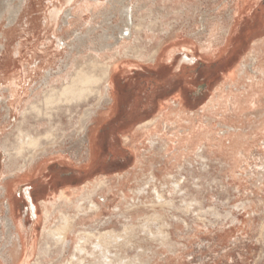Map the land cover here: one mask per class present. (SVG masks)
<instances>
[{
	"label": "rangeland",
	"instance_id": "374dc122",
	"mask_svg": "<svg viewBox=\"0 0 264 264\" xmlns=\"http://www.w3.org/2000/svg\"><path fill=\"white\" fill-rule=\"evenodd\" d=\"M128 21L133 33L129 44L144 57L116 56L112 84L116 97L110 106L107 103L108 110L82 124L79 118L90 107L84 99L71 112L64 109L75 101L57 99L30 109L35 97H43L45 88L40 86L47 72L59 87L92 53L107 62L120 48L117 37ZM263 69L264 0H0V187L15 181L11 213L28 230L22 233L24 246L32 240L35 245L25 264H67L73 254L79 257L77 264H96L85 259L87 254L97 256L90 246L74 253L79 233H122L125 224L139 233H126L124 239L130 237L126 249H110L123 264H264ZM128 78L130 91L123 92L120 86ZM233 93L237 100L250 95L242 109L232 104ZM95 100L90 101L93 108L98 105ZM100 106L96 110L106 105ZM58 107L64 109L57 111ZM180 112L187 118L178 122L179 135L192 127H209L210 138L221 136L224 145L230 146L236 133L247 140L242 138L237 152L224 151L231 155L204 150L203 162L191 156L187 164L181 159L177 168L167 163L179 151L174 141L154 138L151 147L148 137L136 129L162 114L165 120L157 133L173 135L171 122ZM50 122L55 128L48 134ZM19 127L28 128V140L19 135ZM36 129L42 134L36 135ZM135 134L137 142H130ZM28 170L32 175L26 174ZM150 172L158 178L155 185L145 184ZM166 172L175 175L177 194L164 179ZM107 187L112 192H106ZM142 188L144 196L136 193ZM25 189L31 193L36 217ZM155 189L169 205L154 204ZM64 197L70 200L66 207ZM89 200L107 202L91 214L94 218L68 226L71 247H54L51 240L49 250L39 256L46 239L44 206H51L48 211L54 217L60 212L74 216L78 202L91 213ZM6 202L0 195V264H23L26 251L20 260L10 256L17 253L18 243L13 229L5 227ZM57 220L53 218L47 228ZM143 224L153 231L162 225L165 238L152 241L146 229L141 232Z\"/></svg>",
	"mask_w": 264,
	"mask_h": 264
},
{
	"label": "bare ground",
	"instance_id": "6f19581e",
	"mask_svg": "<svg viewBox=\"0 0 264 264\" xmlns=\"http://www.w3.org/2000/svg\"><path fill=\"white\" fill-rule=\"evenodd\" d=\"M129 18H130V15H129ZM128 23H129L128 28H126L124 30H121L120 33H119V36L117 37V40L120 41V43H121L120 45H118V46H120V48L116 49V51H115L116 53L113 54L112 56H110L108 58V60L106 59L107 62H105V61L103 62V59L101 57L102 55L100 56L98 54L92 53L91 56H89V59L86 60L85 63L81 64L80 67H78L74 73H70L69 75H67L63 79L61 78L62 80L60 81L61 83H60L59 87H56V86H54L52 84V83L56 82L55 80H53L54 75L52 73H50V72H47L46 76H45V79H44L42 85L40 86V88H43V87L45 88V90L43 91V97L40 98V100H38L37 98H39V96H41V95L35 97V99L30 104V107H31L30 109L37 108L38 107L37 105L40 102H43V103L46 102L48 104L49 101H53V100L56 101V99H57V100H61V101H64V100L67 101L68 100V102H74L75 101L74 102L75 104L70 105V108H69V106L67 108H65V109L62 108V107L55 108L57 111L64 109L67 112H71L73 110V108H78V102L80 100L84 99L86 104L89 105L90 107L86 108L84 113L82 112L83 113L82 116L80 115L81 117L79 119H81V121H83L82 124L85 123L86 121L88 122L90 119L92 120L94 115H97L99 117V115L101 113H103L105 110H108L107 103H108V106H110L115 101V97H116L115 92L112 91V89H113L112 88L113 73H114L113 66H114V62L116 60H118V58H116V56L124 55V56L127 57V56H129V54L132 53V55H134V57H136L138 59H143V57H144V54H140L135 49L134 46L129 44V41H130L131 36H132L133 33H132V30H131L132 23L130 21H128ZM130 23H131V26H130ZM212 30H210V33H211ZM135 31L137 32V31H140V30H139V28H137V29H135ZM255 52H257V51L255 50ZM253 53H254V51H253ZM171 56H172V54H170L168 56V60H170ZM155 57H156V55L154 56V58L151 57L149 59V61L150 62L151 61L152 62L155 61L156 60ZM185 60L188 61V62L191 61V59H189L187 56H185ZM257 63H258V61H257ZM262 66H263V64H262ZM242 69H241V71H242L241 73L244 74L246 66L243 65ZM262 71H264V69ZM258 75L259 74H257V76ZM263 75H264V73H263ZM262 81H263V79H262ZM102 86L104 87L103 88V90H104L103 92L101 91V87ZM260 90L262 92L264 91V89H260ZM248 93H250V92H248ZM107 94H108V99H107ZM236 94H238V93H236ZM262 95H264V94H262ZM249 96L250 95L247 94L246 97H244V99L237 100L238 96H235L234 93H233L231 95L230 100H231L232 104H234L235 108L239 107L240 109H242L243 108L242 104H244L246 102L245 98H247ZM93 99H96L98 101V105L95 108L91 107L92 104L90 103V101H92ZM96 100H95V102H96ZM101 102L105 103L106 106H105V108H103L100 111H98L96 109L97 108L99 109L101 107L100 106ZM93 105H94V103H93ZM57 111H56V113H57ZM239 113H241L240 110H239ZM234 114H233V116H235ZM236 114H237V112H236ZM177 116H176L177 119H174L173 122H171L172 123L171 125H174V127H175L174 128L175 129V133L173 135H170V136L165 135V137H160V135L158 133H156L154 135L153 134H147V133H151V131H158L160 129L159 127L162 125L161 122H163V120H165V117L162 114L157 119L149 120V121H146V122L138 125L139 126V128H138L139 130H143V129L145 130L144 133L147 134L145 136L148 137V143L150 144L151 147H153V145H155V139L154 138H158L159 141L164 142V143H167L169 141H171V142L174 141L175 142L176 149H178L179 151H177V155H175L176 157L170 158V160L167 163L175 165L177 168L181 164V163H179V161L181 159L186 162V163L184 162L185 164H187V162L189 160L191 161V159H192L191 156L196 157L200 162H203L204 161V158H203L204 150H209L210 149L214 153L215 152L218 153V152H222V151H223V153H225L224 151H228L229 153H232V149L233 148L240 147V146L243 147V145H240L241 144V140H243L242 138H244V139H246V138L243 137V136H238L240 134L236 133L235 131H231V132H234L236 134L233 135L234 140H233V142H230L231 143L230 146L227 143H225V145H227V146H225L223 144L224 141L222 140V138H220L221 136L216 137L214 135V137L210 138L211 135L209 133L210 132L209 131V127H206V129L204 127V128H202L200 130H195L192 127L190 130H187L186 133H180V135H179L178 134L179 132L177 131L178 128H179L178 122L179 121H183L185 118H187V114H184V112H180L179 115H177ZM233 116H232V118H233ZM50 117H53V116L50 115ZM236 118H238V117H236ZM230 120L231 121L232 120L235 121V118L234 119H230ZM42 122H44V121H42ZM39 123L40 122H38V124ZM71 123H73V122H71ZM236 123H238V122H236ZM41 124L39 126H42ZM235 126L237 127V125H235ZM235 126L233 125V127H235ZM82 127H84V126H82ZM54 128L55 127H53L52 122H50V126L48 127V130H47L46 133H48V134L51 133L54 130ZM81 129H80V131H81ZM87 129H88V127H87ZM36 131H37L36 135H38V134L41 135L42 134L41 133L42 130L38 131L36 129ZM18 133H19V135L25 134V138H27V140L29 139L28 137H30V131L28 130V128L19 127L18 128ZM228 133H229V131H228ZM228 133H227V136H230V135H228ZM89 134H88V136H87L88 138L86 140H87V147H88V149H87L88 150V160L91 161V159H92L94 154H93V144H92V141H91V135H89ZM223 136H225V135H223ZM134 138H133V140L130 139L131 140L130 142L136 143L137 142L136 134L134 135ZM174 138H176V139L174 140ZM223 139H225V138H223ZM226 139H228V138H226ZM132 147L135 150H137L136 145L134 146L132 144ZM246 147H248V145H246ZM235 150H236V148H235ZM163 151H164V149H163ZM228 152H227V154L225 153V156L229 154ZM236 152H237V150H236ZM136 154H138V153H136ZM229 155H231V154H229ZM235 156H236V154H235ZM33 158L34 157H32V159ZM228 158H230V157H228ZM234 158L235 157H232V159H234ZM172 160H173V162H170ZM231 161L229 160L230 163H231ZM233 161H235V160H233ZM137 162H138V160H137ZM230 163H229V165H230ZM182 169H184V168H182ZM153 172L149 173L148 178H147V182L145 184H149V185L154 184L155 185V183L158 181V178L154 175ZM26 174L27 175H29V174L32 175V171L28 170V172ZM174 177H175V175L171 176L170 174H168L166 172V175L164 176V179L166 181H168V183H171L172 192H175V194H177L180 191V188L178 186L179 184L176 183L177 181H172ZM123 181H120V182H123ZM14 183H15V181H10V182L8 181V182H6L4 184V186L2 185L0 187V192H1L0 195H2V196L4 195V197L7 198V202L5 203V208H6V212H7L6 219H5V227L8 230L13 229V231L15 233L14 235H15L16 241L18 243L17 253L14 254V255L10 253L11 259L12 260H14V259H19L20 260L22 255H23V252L26 251V254H25L24 258H23V264H25V263H27V260L31 257V255L34 253L35 245L33 244V240H32L31 245L29 247L26 248L24 246L25 243L23 242V236H22L23 234L22 233H24V232L27 233L28 230L25 229V227L21 223L17 224L16 221L14 220V218H13L14 215L12 216L13 213H11V212H12V209L14 207L15 200L14 199H10V197L12 195L11 194L12 186H14L12 184H14ZM100 183L103 184L102 182H100ZM117 183H118V181H117ZM160 183H162V182H160ZM163 184L165 185V183H163ZM94 187H95V185H94ZM168 189H169V187H168ZM106 192H112V188H108L107 187V191ZM144 192H145V188H142V189L137 190L136 193L140 195V194H143ZM23 193L25 195V198L29 202V205H30V208H31V211H32L31 213H33V216L36 217V212H35L36 211V207L34 206V204L32 202L30 191L28 189H25ZM154 193H155V197L157 199L156 200L154 198V204H156L155 201L158 202V203L165 202L162 199L163 196L160 194L159 191H157L155 189ZM169 193H170V190H169ZM143 196H144V194H143ZM64 198H65L64 206L66 207L67 205H69L70 200L68 199V197H64ZM122 199H123V202L126 201V197H125V195L123 193H122ZM106 202L107 201H104L103 204H101V203H96L94 201H90L89 200L88 203H90V205H89L90 208H89L88 212H91V213H86V211H83L84 203L78 202V204H76V206H75L77 208V210H78V214H76L74 216H68L64 212H60L58 215L54 214V215H56L55 217L52 216L53 214L48 211V208H50L51 206L48 207L47 205H45L44 206V208H45L44 215H45V223H46V225L44 226L43 231H44L46 239H45V242L43 243V245H45V247L41 246L40 255L39 256H42L43 254H45V250H49V248L52 245L51 242H50L51 240L54 241L53 242L54 243V247L58 246V247H60L63 250H66L67 248L71 247V243L68 241V239H66L67 238L66 235L68 234V232H70V227H68V226H70L72 224L71 225V227H72L73 224L76 223V220L77 221H79V220L80 221H86V219L94 218L95 216H92L91 214L97 212L101 207L105 206ZM136 204H138V203H136ZM165 204L169 205L170 203L165 202ZM171 207H173V206H171ZM116 209L119 210L118 208H116ZM56 217H58L57 223L54 224L53 226L47 228V224H49L51 222V220H53V218H56ZM145 217H146V215H145ZM156 219H155V221H156ZM151 221H152V219H151ZM179 221H180V219H179ZM109 222H108V224H109ZM103 224L105 225L104 222H103ZM158 225H160V224H158ZM161 226H158V227L161 228ZM167 226H169V225H167ZM129 227L130 226L128 224L123 225L122 233H116L115 231H105V232H99V233L97 232V234L93 233V232H89V231L80 232L79 235L82 234V236L78 237V242L74 246V253L75 252L82 253L83 250H85V247L90 246L92 250L97 251V256H94V258H93V253L92 254H87L85 259H89V261H93L96 264H115L117 262H119L118 264H120V263L123 264L125 261L124 262L122 261V257L120 255H118V253H114L112 255V253L110 252V249H112V248L113 249L114 248L115 249L116 248H121L122 250L126 249V247L128 246V243L130 242V240H129L130 237L124 239L125 238L124 236L126 235V233H131V232L132 233H136V234L139 233V231H135V229L130 230ZM151 227L146 226V224H143L140 227L142 229L141 232L143 231V229H146L145 230L147 232L146 236L147 235H148V237L151 236V240L152 241L158 240V238H160V237L161 238H165V236H166V235L164 236V232L165 231H161L160 228H155L156 231H153ZM164 230H165V228H164ZM28 245H29V243H28ZM107 245H109L108 250H107ZM139 256H140V254L137 255V257H139ZM80 259H82V258L80 257ZM78 260H79V257L76 254H73L71 256V259L67 262V264H77L76 261H78Z\"/></svg>",
	"mask_w": 264,
	"mask_h": 264
},
{
	"label": "crops",
	"instance_id": "0c3cea01",
	"mask_svg": "<svg viewBox=\"0 0 264 264\" xmlns=\"http://www.w3.org/2000/svg\"><path fill=\"white\" fill-rule=\"evenodd\" d=\"M130 86H131V84H130V80H129V78H128V79H127V82H123V83L121 84L120 87L123 88V92H126V90H127V91H130V89L128 90V88H129ZM138 128H139V126H137V129H136L137 131L139 130ZM139 131H141V132H143V133L145 132L144 129H143V130H139ZM158 131H159V130H158ZM158 131H151V133H147V134H153V133L156 134ZM147 134L144 133V136L147 135ZM154 134H153V135H154ZM141 135H142V134H141Z\"/></svg>",
	"mask_w": 264,
	"mask_h": 264
}]
</instances>
